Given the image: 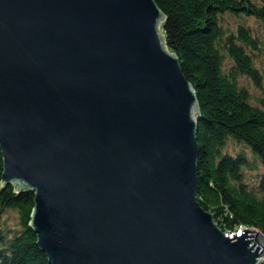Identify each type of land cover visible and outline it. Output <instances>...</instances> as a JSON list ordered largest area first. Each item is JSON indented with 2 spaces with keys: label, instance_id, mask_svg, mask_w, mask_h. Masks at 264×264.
<instances>
[{
  "label": "water",
  "instance_id": "water-1",
  "mask_svg": "<svg viewBox=\"0 0 264 264\" xmlns=\"http://www.w3.org/2000/svg\"><path fill=\"white\" fill-rule=\"evenodd\" d=\"M156 0H0L3 186L52 264H264L199 202L200 106Z\"/></svg>",
  "mask_w": 264,
  "mask_h": 264
},
{
  "label": "trees",
  "instance_id": "trees-1",
  "mask_svg": "<svg viewBox=\"0 0 264 264\" xmlns=\"http://www.w3.org/2000/svg\"><path fill=\"white\" fill-rule=\"evenodd\" d=\"M156 2L166 47L200 106L198 200L224 231L246 225L264 235V0ZM3 165L0 145V264H52L30 226L34 191L3 186Z\"/></svg>",
  "mask_w": 264,
  "mask_h": 264
},
{
  "label": "rangeland",
  "instance_id": "rangeland-1",
  "mask_svg": "<svg viewBox=\"0 0 264 264\" xmlns=\"http://www.w3.org/2000/svg\"><path fill=\"white\" fill-rule=\"evenodd\" d=\"M262 38L264 40V29H262ZM258 60L259 67L261 68V71L264 74V43ZM4 218H6V222L10 226H14L18 222L17 214L14 211H10L7 215L4 216Z\"/></svg>",
  "mask_w": 264,
  "mask_h": 264
},
{
  "label": "built area",
  "instance_id": "built-area-1",
  "mask_svg": "<svg viewBox=\"0 0 264 264\" xmlns=\"http://www.w3.org/2000/svg\"><path fill=\"white\" fill-rule=\"evenodd\" d=\"M247 228L248 226L246 225H240L239 227H237L235 230H227L225 231L226 235L233 237L234 233H237V235H240L242 233V229L241 228ZM252 228V227H250ZM259 260H264V254L262 256L259 257Z\"/></svg>",
  "mask_w": 264,
  "mask_h": 264
}]
</instances>
